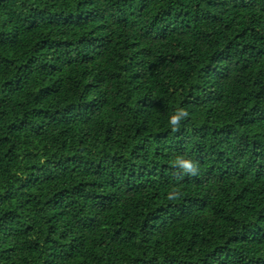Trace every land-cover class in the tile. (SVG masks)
<instances>
[{
  "label": "trees",
  "instance_id": "obj_1",
  "mask_svg": "<svg viewBox=\"0 0 264 264\" xmlns=\"http://www.w3.org/2000/svg\"><path fill=\"white\" fill-rule=\"evenodd\" d=\"M0 264H264V0H0Z\"/></svg>",
  "mask_w": 264,
  "mask_h": 264
},
{
  "label": "clouds",
  "instance_id": "obj_2",
  "mask_svg": "<svg viewBox=\"0 0 264 264\" xmlns=\"http://www.w3.org/2000/svg\"><path fill=\"white\" fill-rule=\"evenodd\" d=\"M189 117V112L185 108L177 109L173 115L169 118V124L173 132H177L180 129L181 121L186 120ZM173 166L180 169L184 174L195 177L199 174L198 162L191 158L177 157L173 162ZM179 196V192L173 189L168 193L167 199L173 200Z\"/></svg>",
  "mask_w": 264,
  "mask_h": 264
}]
</instances>
